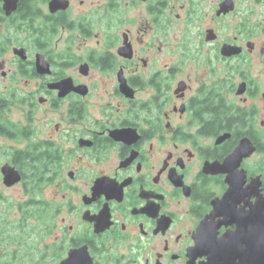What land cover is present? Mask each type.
<instances>
[{
	"label": "flooded vegetation",
	"instance_id": "obj_1",
	"mask_svg": "<svg viewBox=\"0 0 264 264\" xmlns=\"http://www.w3.org/2000/svg\"><path fill=\"white\" fill-rule=\"evenodd\" d=\"M0 180V264H264V0H0Z\"/></svg>",
	"mask_w": 264,
	"mask_h": 264
},
{
	"label": "rangeland",
	"instance_id": "obj_2",
	"mask_svg": "<svg viewBox=\"0 0 264 264\" xmlns=\"http://www.w3.org/2000/svg\"><path fill=\"white\" fill-rule=\"evenodd\" d=\"M47 192V191H46ZM0 193L3 196V200L1 201L0 198V221H2V217L5 215L6 213V223L4 225L5 227V233H6V244L7 246H9V248H6L7 254L9 257H12L13 262L17 261H24L25 263L27 261H29V259L27 257H25V255L23 256V258H20V253H21V249L20 251L15 250L14 248H12L11 246H20L17 243V239H14L15 237H18L17 233L18 231L14 229V224H17L18 219L20 218V212L18 211L17 206H15L17 204V202L19 201H24L26 200L27 196L25 195V191H23V188L20 185H16L13 186L11 188H5L0 180ZM46 194V193H45ZM44 196V194H43ZM3 210V211H1ZM1 223V222H0ZM28 227H31L28 223ZM30 233V232H29ZM29 233H25V239L30 243L31 239L28 236ZM12 238H9V235ZM15 252L14 254L11 252ZM23 259V260H21Z\"/></svg>",
	"mask_w": 264,
	"mask_h": 264
},
{
	"label": "trees",
	"instance_id": "obj_3",
	"mask_svg": "<svg viewBox=\"0 0 264 264\" xmlns=\"http://www.w3.org/2000/svg\"><path fill=\"white\" fill-rule=\"evenodd\" d=\"M24 207H25V209L27 208L26 206H24ZM23 211H24V216L27 218V214H29L30 211H28V210H23ZM25 217H23L24 219H22V220L20 221V223L17 222V224H14V225H15V226H14V229L18 231V233H17L18 237H15V236H14V239H17L18 241H23V240H25V238H26V237H25V233H28V231L31 230V227H28V223H27ZM28 217H29V216H28ZM24 232H25V233H24ZM8 235H9V234H8ZM9 238H12V237H10V235H9ZM14 253H15V252H14Z\"/></svg>",
	"mask_w": 264,
	"mask_h": 264
},
{
	"label": "water",
	"instance_id": "obj_4",
	"mask_svg": "<svg viewBox=\"0 0 264 264\" xmlns=\"http://www.w3.org/2000/svg\"><path fill=\"white\" fill-rule=\"evenodd\" d=\"M3 170V175H4V182L10 186L12 184H15L20 180V176L18 172L15 169H2ZM263 262H264V236H263Z\"/></svg>",
	"mask_w": 264,
	"mask_h": 264
}]
</instances>
